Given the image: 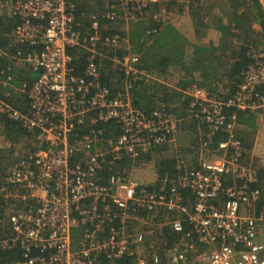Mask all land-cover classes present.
<instances>
[{
    "label": "built area",
    "instance_id": "2783aa9c",
    "mask_svg": "<svg viewBox=\"0 0 264 264\" xmlns=\"http://www.w3.org/2000/svg\"><path fill=\"white\" fill-rule=\"evenodd\" d=\"M158 1L102 0V15L134 19ZM11 14L18 20L15 41L30 45L16 58L40 74L29 86L13 83L11 67L0 71L6 95L28 98L22 110L0 97V115L39 132L43 144L5 177L6 198L21 208L9 213L11 235L2 246L23 249L18 264H264L263 192L229 111L264 115V54L252 52L242 82L226 99L197 83L183 89L188 118L205 124L197 158L179 154L174 175L141 182L126 161L133 166L172 142L178 126L165 107L146 111L133 104L134 88L157 75L132 52H108L122 47L123 35L103 34L98 14L88 26L75 0H13ZM74 48L86 51L82 74ZM106 60L120 71L117 88L102 82ZM165 224L179 237L171 246L157 238ZM74 228L81 233L77 247Z\"/></svg>",
    "mask_w": 264,
    "mask_h": 264
},
{
    "label": "trees",
    "instance_id": "16d2710c",
    "mask_svg": "<svg viewBox=\"0 0 264 264\" xmlns=\"http://www.w3.org/2000/svg\"><path fill=\"white\" fill-rule=\"evenodd\" d=\"M1 1L6 2L11 0ZM75 1H77V10L80 15L82 10L86 11L84 9L87 7L86 2L84 3L82 0ZM221 1L224 6L220 7L218 11L212 10L209 5L200 11V8L195 7L192 1L189 5L186 3V0H159L158 2L150 4L142 15L134 19H125L123 15H119L116 19L111 20L103 18V15L99 14L100 26L105 24L103 34L120 32L125 39L122 47L107 48L108 52H114L113 49H117L116 52H119V54L132 52L138 55L140 60L139 66L148 69L158 76L172 74L173 68H180V77L177 82L178 84L175 86L166 85L158 80L150 85L139 84L136 86L132 92V96L133 104L137 108L150 111L156 107H165L168 110L169 107L167 105L171 103L174 105L168 111L171 112L177 106L176 109L180 110L181 108L182 110L179 117H185L187 116L186 107L188 97L183 89L192 83H197L203 88H206V86L209 87V82H215V80L212 81L213 77L221 79L220 82H224L227 79L228 84H224L222 90H215L211 87L206 88L211 96L215 95L218 99H226L236 91L238 84L243 80V71L253 61L251 57L253 53L249 52V44L253 43L250 44L253 47L255 46L254 41H256L252 36L254 31L253 23L260 24L264 30V10L259 0H250L251 4L245 3V0ZM101 2L102 0H98L97 3L100 4ZM177 2L182 3L178 4ZM188 7L196 37L205 36L206 29L214 27L219 32L218 37H216L219 38L217 43L213 40H210L208 45H203L197 41L191 42L184 36L183 32H180L175 23H183V12ZM241 9L243 10L240 11ZM93 12L94 10L90 9L87 14L80 15L88 26L90 25L91 15L96 14ZM126 22L130 24L129 32L120 30L119 27V25ZM17 24L18 20L13 14H8L6 11L0 13V71L4 68L8 69L11 67L12 69L10 71L13 73V83L20 85L26 82L30 86L38 78L40 71L24 62H20L16 58L18 53H24L30 50V45L15 41L14 31ZM152 27L157 28V33L154 35L147 34V30ZM237 34L245 39L246 44L242 45L237 51H232L233 40L238 36ZM257 40L260 42L259 38ZM190 45L193 48L192 52H190L192 54L187 57L186 51ZM5 51L8 54H3ZM69 51L78 52L79 57L75 60L76 72L82 74L86 63V54L84 53L86 51L76 48L70 49ZM230 51L231 54H228ZM17 62H20L21 66L16 65ZM197 75L202 77V81H197ZM120 76V71L114 66V63L106 60L102 73V82L112 87L116 86L117 88L120 83ZM4 78L5 75L0 73V97L6 99L7 96L5 93L10 91V88L3 85ZM14 93L20 94L13 100L14 104L19 109H27V95L16 92L12 94L15 95ZM183 97L186 103H184ZM178 99H183L181 107L176 104ZM229 111L231 114H235L236 124L244 125L255 122V115L252 114L255 111L250 109L242 110L236 107H231ZM193 123L194 125L191 124V128H195L194 130L200 125L205 127V124L199 120L193 119ZM38 134L39 132H29L18 122L0 115V140L2 138L5 143L7 142L10 145L8 147L0 145V264H18L23 259V249L19 245H15L12 248H4L2 246V241L11 235L9 213H11V209L21 208V204L5 196L6 189L9 188L6 186L5 181L8 173L6 170L13 163L9 161V156L24 138L29 140L28 146L24 148H30L31 153H34L39 147H42L41 144L40 146L32 144L33 142H40ZM241 140L243 141L247 154V150L252 148V144L246 141L244 142L242 138ZM248 140L250 141L251 139ZM151 154H144L135 163L143 160H151L153 156ZM27 155L29 156V153L25 154V156ZM131 163L127 160L126 167H130L132 165ZM155 165L159 179L165 174L172 176L176 173L175 157L157 158ZM256 169L263 192L262 202L264 203V166L257 167ZM161 238L167 242V246H171L176 242L175 240L178 238V235L172 231L169 224H165ZM127 264H132L130 259Z\"/></svg>",
    "mask_w": 264,
    "mask_h": 264
},
{
    "label": "crops",
    "instance_id": "0c3cea01",
    "mask_svg": "<svg viewBox=\"0 0 264 264\" xmlns=\"http://www.w3.org/2000/svg\"><path fill=\"white\" fill-rule=\"evenodd\" d=\"M83 1H84V3L86 2V5H87V7L84 8L86 11L82 10V12L84 13V15L87 14V12L90 9H93L94 10L93 13H96L98 15L105 13L104 12V6H103V3L102 2L99 4V3H97L98 0H86V1L85 0H82V2ZM191 1L192 0H186V3L190 5ZM259 2H260L261 6H262V8L264 10V0H259ZM12 3H13V0L6 1V2H3V1L0 0V13L6 11L8 14H11ZM177 3L178 4H181L182 2H177ZM245 3L251 4V1L250 0H245ZM226 6H227V4H226ZM201 7H202L201 10H203L207 6H205V4L202 5V3H201ZM1 10H2V12H1ZM213 10L218 11L217 8H214ZM242 10L243 9H241L240 11H242ZM189 11H190L189 10V7L187 8V10H184V12H183V14H184V16H183L184 17V20H183V23L182 24L181 23L179 24V22H176L175 23L176 27L180 30V32H183L184 36L187 37L191 42L197 41V42H201V44H203V45H208L209 44V41L210 40H213V41H215L217 43L219 41V38H216V37H218V33L219 32L214 27H210L209 29H206V35L205 36L198 37V38L196 37L195 32H194V27H192L193 21H192V18L190 16L191 14H190ZM208 19H209V17H208ZM126 24H129V23H124L123 25L127 26ZM128 26L125 28V30L129 32V27ZM184 26H186V27L184 28ZM253 30L254 31L252 33L253 34L252 36L255 38L256 41H254L255 46H253V47H251V45H250V44H253V43H250L249 44V46H250V49L249 50L251 52H254L255 50L257 52H259V49H261V47H264V45L262 46L259 43V41L257 40V38H259L260 39V42H263V44H264V30L262 29V27L258 23H253ZM237 35L238 36H236V38L233 40L232 51H237L242 45H245L246 44L245 39L244 38H241L239 34H237ZM252 40H253V38H252ZM192 49L193 48H191V45H190L188 47L187 51H186L187 52V57H189L192 54V53L190 54V52H192ZM228 54H231V51ZM16 65L21 66V63L20 62H17ZM174 70L178 72V77H177V79H175V82H174V85H177L178 84L177 82L179 80L181 71H180V68H173L172 71H174ZM220 77H221V74H220ZM196 79H197V81H202V77L201 76H198L197 75ZM214 80H215V82L217 81V83H215V82H212V83L209 82L208 84H209V87L214 88L215 90H217V89L218 90H222V87L224 86V84H226V85L228 84V80L227 79H225L224 82H220L221 79L216 78V77H213L212 78V81H214ZM209 87L206 86L207 89ZM12 95H13L12 93L10 95H6L7 98L6 99L4 98V99L7 100L8 102H10L15 107H17L14 104L13 100L15 99V97H17L20 94H15L13 96ZM184 103H186L185 98H184ZM173 105L174 104L169 103L167 105L169 107L168 110H170ZM176 108H177V106L170 113L175 118V121L177 123H179V120H180V122H183V121L185 122L186 119L189 120V118L187 116H185V118L179 117L182 110H181V108H180V110L179 109H176ZM22 110H25V109H22ZM252 114L255 115V119H254L255 122H252V124H244V125L243 124H237V132H238L239 137H241L242 139H244V142L246 141L247 143H251L252 144L251 151L254 153V152L257 151V149H261L263 147V145H264V142H262V141H264V135H262L263 132H264V115L262 113H260V112H257V111L252 112ZM233 115L235 116V114H233ZM109 129H111V128H109ZM248 139H251V140L249 141ZM36 140H37V138H36ZM28 144H29V140L27 138H24L22 140V142L19 144V145H22L21 151H20V155L21 156L18 157L17 163L14 164V166L18 165V163L20 162V160L22 159V157H28V155L25 156L24 154L29 153V156L32 154L30 152L31 151L30 148H28V147L27 148L29 149V151L26 152L25 151L26 149L23 150V148L25 146H28ZM40 144L43 146V144L41 142H37V145L38 146H40ZM252 152H251V155H253ZM149 153H152L151 154V156H152L153 155V150L151 152H149ZM14 166H12V168ZM12 168H10L9 171ZM162 234H163V229H158L157 230V238H160V240H161L162 239L161 238ZM178 239H179V237L175 241L177 242ZM130 260H131V263L132 264H134L136 262V259H130Z\"/></svg>",
    "mask_w": 264,
    "mask_h": 264
},
{
    "label": "rangeland",
    "instance_id": "374dc122",
    "mask_svg": "<svg viewBox=\"0 0 264 264\" xmlns=\"http://www.w3.org/2000/svg\"><path fill=\"white\" fill-rule=\"evenodd\" d=\"M192 2L194 3L195 7L200 8V11L202 8L201 3L202 5L205 4V6L209 5V7L212 10L214 8L219 9L220 7L224 6L221 0H192ZM162 7L164 6L162 5ZM126 25L128 26L129 24H126ZM127 26L125 25L123 26V24L119 25L120 30H125ZM128 27H130V25ZM259 43L262 46L264 45L263 42H259ZM259 52L264 53V47H261V49H259ZM177 77H178V72L175 70L172 72V74L163 75V76L157 75V79L159 80V82H163L169 86H175L174 82H175V79H177ZM182 102H183V99H178L176 101V104H178V106L181 107ZM191 124L194 125L193 119H189V120L186 119L185 122L184 121L180 122L179 120L177 130L174 134V139L172 142H170L167 145L157 147L156 149H154L153 157L151 158V160H143L141 162L135 163L133 166L127 167V170L137 180L141 182H149L157 177L156 165H155L157 158L176 157L179 154H182L183 158L187 159L189 162L196 160L197 158L196 146L202 135V126L201 125L197 126L196 130H194L195 128L192 129ZM262 135H264V132ZM32 144L37 145L36 142H33ZM0 145L7 146V147L10 146L9 143L7 142L5 143V141L2 138L0 140ZM21 147L22 145H17L15 147V151L11 153V155L9 156V159H10L9 161L13 162L11 163V166L9 168H12V166H14V164L17 163L18 157L21 156L20 155ZM23 150H25L26 152L29 151L28 148H23ZM251 152H252L251 148L247 150V155L249 157L247 156L246 161L251 162L253 166H256V168L260 166H264V145L261 149H257L256 152L254 153L252 152L253 155H251ZM9 168L8 170H6L7 172L9 171ZM12 210L14 209H11V211ZM80 236H81L80 230L78 228H74L71 234L73 247H77L79 245L78 240L80 239Z\"/></svg>",
    "mask_w": 264,
    "mask_h": 264
},
{
    "label": "clouds",
    "instance_id": "9594fccd",
    "mask_svg": "<svg viewBox=\"0 0 264 264\" xmlns=\"http://www.w3.org/2000/svg\"><path fill=\"white\" fill-rule=\"evenodd\" d=\"M262 54H264L263 52H261Z\"/></svg>",
    "mask_w": 264,
    "mask_h": 264
}]
</instances>
